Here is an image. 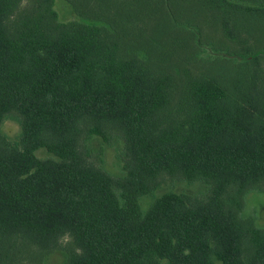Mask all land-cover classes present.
Here are the masks:
<instances>
[{
    "label": "trees",
    "instance_id": "1",
    "mask_svg": "<svg viewBox=\"0 0 264 264\" xmlns=\"http://www.w3.org/2000/svg\"><path fill=\"white\" fill-rule=\"evenodd\" d=\"M56 1L0 0V264H264V0Z\"/></svg>",
    "mask_w": 264,
    "mask_h": 264
},
{
    "label": "rangeland",
    "instance_id": "2",
    "mask_svg": "<svg viewBox=\"0 0 264 264\" xmlns=\"http://www.w3.org/2000/svg\"><path fill=\"white\" fill-rule=\"evenodd\" d=\"M55 6L61 18L69 17V12L61 0H57ZM2 129L11 139L17 138L20 130L18 124L13 121H7L3 125ZM90 146L93 151L101 152L104 162L103 164L106 169L115 174L121 173L120 160L117 157L120 146L117 143L108 145L102 143L100 139L94 138L91 141ZM40 154L44 153L40 152ZM201 187L202 186L199 183L187 184L181 182L174 185L167 184L160 188L156 193L160 194L161 192L169 188H172L176 191L196 192ZM148 201V198H142L141 202L144 207L147 205ZM244 214H253L257 219L258 225L264 227V193L251 191L246 195ZM62 262L63 256L60 252H54L50 254L45 260V264H62Z\"/></svg>",
    "mask_w": 264,
    "mask_h": 264
}]
</instances>
